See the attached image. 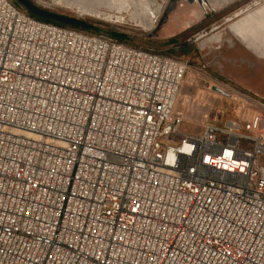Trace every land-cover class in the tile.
I'll return each instance as SVG.
<instances>
[{
  "label": "built area",
  "instance_id": "built-area-1",
  "mask_svg": "<svg viewBox=\"0 0 264 264\" xmlns=\"http://www.w3.org/2000/svg\"><path fill=\"white\" fill-rule=\"evenodd\" d=\"M186 71L0 0V264H264V103Z\"/></svg>",
  "mask_w": 264,
  "mask_h": 264
},
{
  "label": "rangeland",
  "instance_id": "rangeland-1",
  "mask_svg": "<svg viewBox=\"0 0 264 264\" xmlns=\"http://www.w3.org/2000/svg\"><path fill=\"white\" fill-rule=\"evenodd\" d=\"M10 1L26 11L16 0ZM33 1L58 13L85 19L94 25L92 33L114 39L126 34V44L184 61L187 71L175 107V113L187 114L184 131H201L200 118L205 109L212 106L222 110L225 105L230 106V101L215 87L226 92L236 90L264 103V0H258L256 5H253L256 0H228L217 8H203L196 1L180 0L172 4V0H167L152 30L134 21L139 14L140 18L143 16L138 0H121L119 6L123 9L115 21L107 16L114 12L105 7L101 11L106 20L83 14L86 12L79 11L71 0ZM235 26L237 29L242 26V37L235 33ZM239 106L234 105L232 115L239 112Z\"/></svg>",
  "mask_w": 264,
  "mask_h": 264
},
{
  "label": "bare ground",
  "instance_id": "bare-ground-1",
  "mask_svg": "<svg viewBox=\"0 0 264 264\" xmlns=\"http://www.w3.org/2000/svg\"><path fill=\"white\" fill-rule=\"evenodd\" d=\"M120 1L121 0H80V1L71 0L70 2L74 3V5H76L79 11L86 12L83 14L85 15L92 14L97 18L106 20V18H104L106 16L102 17L103 11H101V8L105 7L109 9V12H114V15H107V16H111V18H116V16L119 17V15L117 14L118 12L121 11V9H123V6L121 7L119 6ZM258 2L259 1L256 0V2L253 3V5L258 4ZM57 3H61V0L57 1ZM138 4L141 7V11H142L141 14H143L142 16L143 18L142 17L140 18V14H139V18L135 20L137 22H141L144 25H150L152 23V18H156L157 16L161 15V13L164 10V6L159 4V0H146L145 2L144 0H138ZM216 39H218V37Z\"/></svg>",
  "mask_w": 264,
  "mask_h": 264
},
{
  "label": "water",
  "instance_id": "water-1",
  "mask_svg": "<svg viewBox=\"0 0 264 264\" xmlns=\"http://www.w3.org/2000/svg\"><path fill=\"white\" fill-rule=\"evenodd\" d=\"M175 1L178 2L180 0H172V4H174ZM195 1L198 2L200 6L203 8L211 6L209 0H189V2L191 3ZM16 2L29 13L39 17H43L46 19H50L71 26L88 28V29H91L94 26L93 24L87 22L85 19L58 13L56 11L50 10L45 6L40 5L39 3L34 2L33 0H16Z\"/></svg>",
  "mask_w": 264,
  "mask_h": 264
},
{
  "label": "trees",
  "instance_id": "trees-1",
  "mask_svg": "<svg viewBox=\"0 0 264 264\" xmlns=\"http://www.w3.org/2000/svg\"><path fill=\"white\" fill-rule=\"evenodd\" d=\"M26 13H28L29 15L39 19V20H43V21H47V22H51V23H54V24H57V25H60V26H65V27H72V28H75V29H78V30H81V31H84V32H87V33H92L90 32V30L92 29H88V28H82V27H76V26H71V25H67V24H63V23H60V22H56V21H53V20H50V19H46V18H43V17H39V16H36V15H33L31 13H29L28 11H25ZM92 34H100V33H92ZM127 35L126 34H121L119 36L118 39H114V38H111L115 41H118V42H121V43H124L126 44L124 41L126 39ZM126 45H129V44H126ZM129 46H132V45H129ZM134 47V46H133ZM144 49H148V48H144ZM150 51H154V52H157V53H161V52H158V51H155V50H151V49H148Z\"/></svg>",
  "mask_w": 264,
  "mask_h": 264
},
{
  "label": "crops",
  "instance_id": "crops-1",
  "mask_svg": "<svg viewBox=\"0 0 264 264\" xmlns=\"http://www.w3.org/2000/svg\"><path fill=\"white\" fill-rule=\"evenodd\" d=\"M210 2V5H211V7H213V8H217V7H219V5H221V4H223V3H225V2H227L228 0H209ZM248 11V10H247ZM248 13V12H247ZM246 17V16H245ZM234 30H235V33L239 36V37H242V31H243V29H242V26L240 27V29H237V27L235 26V28H234Z\"/></svg>",
  "mask_w": 264,
  "mask_h": 264
},
{
  "label": "flooded vegetation",
  "instance_id": "flooded-vegetation-1",
  "mask_svg": "<svg viewBox=\"0 0 264 264\" xmlns=\"http://www.w3.org/2000/svg\"><path fill=\"white\" fill-rule=\"evenodd\" d=\"M35 2V1H34ZM64 1L63 0H61V3H63ZM211 7V6H210ZM211 8H213V7H211Z\"/></svg>",
  "mask_w": 264,
  "mask_h": 264
}]
</instances>
